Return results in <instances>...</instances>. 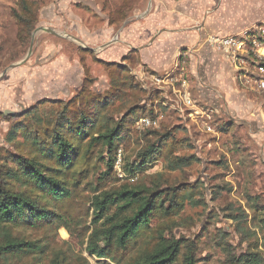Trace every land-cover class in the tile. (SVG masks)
<instances>
[{
    "label": "rangeland",
    "instance_id": "obj_1",
    "mask_svg": "<svg viewBox=\"0 0 264 264\" xmlns=\"http://www.w3.org/2000/svg\"><path fill=\"white\" fill-rule=\"evenodd\" d=\"M19 1L0 0V166L7 168H16L14 155L43 161L33 137L51 146L52 133L50 135L48 130H52L48 129L51 126L47 121L54 120L69 102L76 110L77 105H73L72 100L83 84L79 76L81 55L95 77L92 88L100 94L112 88L111 79L117 72L95 60L101 49L94 55L79 51V46L93 45L79 38V28L60 6H56V21L49 18L47 8L55 0H34L39 6V21L33 32L37 31L33 40L31 37L27 44L19 43L18 24L13 15V10L21 9ZM257 1L264 6V0H251L253 6L256 3L259 6ZM90 2H94L95 7H103L102 0ZM64 3L76 12L74 18L79 20V0H64ZM94 11L90 14L91 23L108 16V12L97 15ZM258 20L247 33L249 38H258L259 46L248 42V50L239 55L242 59L237 63L222 50L216 52L217 58L213 61V49L205 47L197 68L192 70L187 66L179 71L172 84L156 83L155 77L160 75L142 68L131 55L127 62L129 71L122 74L125 93L108 109V116L120 120L128 109L140 104H148L151 111L138 113L132 121L127 139L117 151L113 170L108 171L107 153L101 147L81 156L77 170L83 171V178L73 187L72 198L59 202L58 211L64 215L62 220L35 227L0 222V239L33 240L43 249L14 257L12 262L50 264L52 258L59 256L70 264H116L110 259L101 261L87 252L90 233L87 226H91L95 196L128 186L168 190L161 192V200L173 197L177 205L172 208L173 201L165 200L163 211L152 221V229L137 245L118 252L122 262L127 263L141 251L150 250L158 241L185 237L188 242L177 264H185L184 255L191 241L197 246L194 264H242L237 263L240 259L244 263L257 259L264 264V89L257 91L258 80L254 73L259 64L264 63V16ZM96 25L97 29L103 24ZM46 26L57 34L45 29ZM243 34L237 31L232 35ZM17 63L18 66H12ZM131 71L137 75L136 79ZM130 76L137 87L127 86ZM217 78L226 82L232 80L235 92L247 98L249 104L244 103L236 110L238 116H228V110L221 105L225 92L215 83ZM245 82L250 90L243 85ZM186 92L200 107H218L217 119L213 118L215 132L205 131L202 123L190 117L182 98ZM34 106L38 109L28 114ZM6 110L15 113L6 114ZM141 118L157 120L158 125L141 126L138 123ZM223 119L235 121L237 125H223ZM153 144L161 149L157 159L145 169L130 173L127 167L140 164L138 155ZM75 145L83 153L86 151L84 141L77 139ZM179 158L186 160L179 163ZM9 182L16 190H25L15 179L10 178Z\"/></svg>",
    "mask_w": 264,
    "mask_h": 264
},
{
    "label": "trees",
    "instance_id": "obj_2",
    "mask_svg": "<svg viewBox=\"0 0 264 264\" xmlns=\"http://www.w3.org/2000/svg\"><path fill=\"white\" fill-rule=\"evenodd\" d=\"M19 4L21 9L13 10L18 24L17 39L19 43L27 44L39 21V6L34 0H20ZM126 16L122 7L109 13V21L111 24H120ZM79 51L95 54L92 50L80 46ZM129 57H125L122 62H110L95 57L96 61L117 70L113 78L111 76L112 88L105 94H100L92 88L91 84L95 77L92 76L85 57L81 55L84 78L79 92L72 100L73 105H77L76 110L71 108L69 102L63 105L53 118L54 120L47 121V124L51 126L48 129L52 130V132L48 130L50 135L52 133L51 146L39 142L37 136L33 137V142L37 144L38 150L42 153L43 161L24 155H14L12 159L16 168L0 166V222L26 223L35 227L51 224L55 219L62 220L64 215L58 211L59 202L72 198L73 187L78 185L79 178H83V171L78 172L77 170L78 161L87 152L92 153L95 147H101L103 152L107 153L108 171L114 169L117 151L127 139L132 121L138 113L145 114L151 111L147 107L148 104H140L128 109L120 120L108 116V109L115 106L125 93L126 84L122 74L129 71L127 64ZM131 77L128 78L127 86L135 88L137 87L135 81L137 75L134 76V80ZM40 105L41 103L36 106ZM36 106L28 110V114L34 113L38 109ZM77 139L85 142L86 151L84 153L75 145ZM158 147L153 144L142 151L138 155L140 164L130 165L127 170L134 173L136 170L145 169L144 167L153 163L161 153ZM185 160L186 158H179L177 161L181 163ZM10 178L20 182L25 190H16L10 184ZM27 188L34 191L35 195L30 194L31 191H26ZM163 191L160 188L125 186L95 196L92 201L91 226H87V231H90L86 245L87 252L102 259L101 261L110 259L116 264H177L182 248L188 242L185 237L158 241L153 248L141 251L127 263L122 262V257H118L119 251L137 245L147 231L152 229V221L157 214L163 211L165 200L173 201L172 208L177 205L173 197L172 200L169 197L161 200ZM196 247L194 241L187 244V252L184 255L185 264L195 263ZM36 250L43 251L33 240L0 239L2 264H14L12 262L14 257L35 253ZM237 263L260 264L257 259H252L250 262L245 261V263L240 259ZM50 264L70 263L56 256L50 260Z\"/></svg>",
    "mask_w": 264,
    "mask_h": 264
},
{
    "label": "crops",
    "instance_id": "obj_3",
    "mask_svg": "<svg viewBox=\"0 0 264 264\" xmlns=\"http://www.w3.org/2000/svg\"><path fill=\"white\" fill-rule=\"evenodd\" d=\"M90 1L79 0V20L74 18L76 12L67 4L65 6L64 0L50 1L47 14L56 21V6L65 10L79 28V38L93 45L82 47L94 53L101 49L100 55H96L99 59L122 62L125 57L134 55L138 65L160 76L170 73L179 76V71L187 66L196 69L205 47L213 49L214 61L216 52L221 51L216 43L209 41V36H229L237 31L244 33L256 25L255 20L264 16L263 2L257 1L259 6L257 3L253 6L251 0H102V8L95 7ZM122 7L127 16L120 24H111L109 13ZM93 10L97 15L108 12V16L101 18L103 21L99 17L97 23L103 25L97 29V23H91ZM45 29L56 34L51 27ZM83 69L79 58L81 81ZM221 75L226 78L223 73ZM247 82L243 85L250 90ZM215 83L225 92L221 105L228 110V116H238L236 110L244 103L249 104L247 98L235 92L232 80L226 82L217 78ZM208 108L213 109V117L217 119L218 107L212 105ZM230 121L223 119L221 123L237 125Z\"/></svg>",
    "mask_w": 264,
    "mask_h": 264
},
{
    "label": "built area",
    "instance_id": "obj_4",
    "mask_svg": "<svg viewBox=\"0 0 264 264\" xmlns=\"http://www.w3.org/2000/svg\"><path fill=\"white\" fill-rule=\"evenodd\" d=\"M249 34L244 32L243 35H229V36H219L213 35L209 36V41L216 43L220 50L224 52V54L231 59L234 63H237L242 58L239 57L242 53L248 50V42H250L253 46H259L258 38L253 37L249 38ZM258 71L254 72L257 76L258 83H255L257 91H261L264 89V63L259 64ZM175 80L174 76L171 74H166L163 76L155 77V81L158 84L163 83H173ZM249 80V79H248ZM250 82V80H249ZM185 83V82H182ZM183 102L187 109L189 110V115L195 121L203 124V129L207 132H215L213 127V109L204 108L198 106L192 99L189 94L184 93ZM141 126H154L158 125L157 120H152L151 118H141L138 121ZM120 162V159H119Z\"/></svg>",
    "mask_w": 264,
    "mask_h": 264
},
{
    "label": "water",
    "instance_id": "obj_5",
    "mask_svg": "<svg viewBox=\"0 0 264 264\" xmlns=\"http://www.w3.org/2000/svg\"><path fill=\"white\" fill-rule=\"evenodd\" d=\"M36 31H37V30H35V31L33 32V34H32V40H33V38H34V33H35ZM56 34H57V33H56ZM31 43H32V42H31ZM32 45H33V44H31V47H30V52H31ZM18 65H19V63H17V64H13L12 66H13V67H16V66H18ZM6 71H7V69H6V70H4V72H3V73L5 74V73H6ZM5 113H6V114H14V113H15V111H13V110H6V111H5Z\"/></svg>",
    "mask_w": 264,
    "mask_h": 264
}]
</instances>
